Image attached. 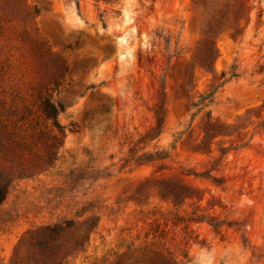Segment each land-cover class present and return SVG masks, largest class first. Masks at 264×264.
<instances>
[{
  "label": "rangeland",
  "instance_id": "1",
  "mask_svg": "<svg viewBox=\"0 0 264 264\" xmlns=\"http://www.w3.org/2000/svg\"><path fill=\"white\" fill-rule=\"evenodd\" d=\"M206 1L0 0L3 95L34 102L39 50L67 65L56 159L9 185L0 264L29 229L87 218L65 264H264V0H228L247 12L205 66Z\"/></svg>",
  "mask_w": 264,
  "mask_h": 264
},
{
  "label": "trees",
  "instance_id": "2",
  "mask_svg": "<svg viewBox=\"0 0 264 264\" xmlns=\"http://www.w3.org/2000/svg\"><path fill=\"white\" fill-rule=\"evenodd\" d=\"M205 4L209 8V18L204 27V51L200 52L199 62L206 66L213 54V33L224 29L236 33L247 12V5L245 1H236L230 7L228 0L223 3L207 0ZM38 57L42 58L41 50L33 58L34 70L38 75V80L30 87L36 92L33 103H26L24 97L14 89L5 96L3 94L6 93L0 88V203L13 181L51 167L61 144L62 129L57 115L64 107L51 99L48 89L50 84L54 87L59 85L67 65L63 66L62 72L57 69L47 71L46 65L40 63ZM165 112L164 99H160L154 109L153 128L162 124ZM170 194L173 198L179 197L178 193H166L167 196ZM96 224L91 218L81 222L64 219L29 229L15 246L12 264H65L68 255L85 247ZM172 262L181 264L176 259Z\"/></svg>",
  "mask_w": 264,
  "mask_h": 264
}]
</instances>
